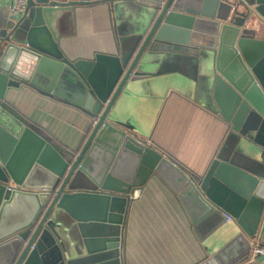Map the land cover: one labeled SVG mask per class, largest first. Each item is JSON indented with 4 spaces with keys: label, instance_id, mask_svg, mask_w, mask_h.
<instances>
[{
    "label": "water",
    "instance_id": "water-1",
    "mask_svg": "<svg viewBox=\"0 0 264 264\" xmlns=\"http://www.w3.org/2000/svg\"><path fill=\"white\" fill-rule=\"evenodd\" d=\"M99 5L111 16L114 53L69 59L61 29L78 9ZM22 88L88 116L83 144L65 148L17 112L7 97ZM164 88L189 97L194 88L228 124L202 176L147 146L129 117ZM152 177L179 201L203 264L248 258L264 215V0H27L20 15L0 8V264H121L128 206ZM223 214L231 220L219 226ZM75 230L83 249L69 241Z\"/></svg>",
    "mask_w": 264,
    "mask_h": 264
},
{
    "label": "crops",
    "instance_id": "crops-1",
    "mask_svg": "<svg viewBox=\"0 0 264 264\" xmlns=\"http://www.w3.org/2000/svg\"><path fill=\"white\" fill-rule=\"evenodd\" d=\"M11 0H0L5 10ZM67 34L65 36V32ZM60 47L71 59H91L96 53L113 54L115 39L111 16L105 5L75 11ZM170 79L175 67L168 68ZM182 65V71H187ZM131 108L130 118L139 125L153 147L172 157L194 177L202 176L218 152L228 124L201 106L204 98L185 96L164 88L157 95H148ZM10 105L24 118L44 129L56 142L68 149L79 148L91 127V120L77 108L59 98L47 97L29 88L10 92ZM224 214L219 226L226 225ZM213 232V231H212ZM206 233L202 228L201 235ZM76 249H83L77 230L69 240ZM121 264H203L205 252L201 240L191 227L175 195L157 178H149L135 191L128 206L121 230ZM248 258L240 264H264V215ZM113 261V260H112ZM105 259L94 264H109Z\"/></svg>",
    "mask_w": 264,
    "mask_h": 264
},
{
    "label": "built area",
    "instance_id": "built-area-1",
    "mask_svg": "<svg viewBox=\"0 0 264 264\" xmlns=\"http://www.w3.org/2000/svg\"><path fill=\"white\" fill-rule=\"evenodd\" d=\"M26 2H27V0H11V2L6 5L4 11L10 15H20L24 12ZM146 145L149 147H152L150 141H146ZM224 220H225V222H229L231 220V218L227 215H224ZM118 251H119V260L121 262V260H122V254H121L122 244H121V241H119V244H118ZM263 252L264 251L261 249H259V250L254 249L253 250V254H262Z\"/></svg>",
    "mask_w": 264,
    "mask_h": 264
}]
</instances>
